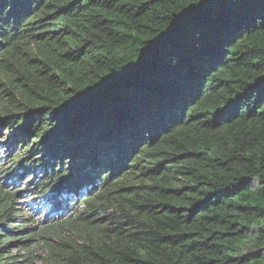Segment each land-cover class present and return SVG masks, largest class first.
I'll use <instances>...</instances> for the list:
<instances>
[{"label":"trees","instance_id":"obj_1","mask_svg":"<svg viewBox=\"0 0 264 264\" xmlns=\"http://www.w3.org/2000/svg\"><path fill=\"white\" fill-rule=\"evenodd\" d=\"M0 86V264H264V0H0Z\"/></svg>","mask_w":264,"mask_h":264},{"label":"rangeland","instance_id":"obj_2","mask_svg":"<svg viewBox=\"0 0 264 264\" xmlns=\"http://www.w3.org/2000/svg\"><path fill=\"white\" fill-rule=\"evenodd\" d=\"M0 91H4L1 93L0 97H9L12 95L13 99L16 100L15 93L11 90H6L3 86H0ZM1 99V98H0ZM2 141V140H0ZM38 248V247H36ZM47 249H35L33 253V264H47L48 253ZM26 253H23L25 255Z\"/></svg>","mask_w":264,"mask_h":264},{"label":"water","instance_id":"obj_3","mask_svg":"<svg viewBox=\"0 0 264 264\" xmlns=\"http://www.w3.org/2000/svg\"><path fill=\"white\" fill-rule=\"evenodd\" d=\"M117 86H118V85H111V87H110V86H108V85H106V84H103V85L99 86V87H100L99 90H100V92H102V91H104V90H108L109 88L116 89Z\"/></svg>","mask_w":264,"mask_h":264}]
</instances>
